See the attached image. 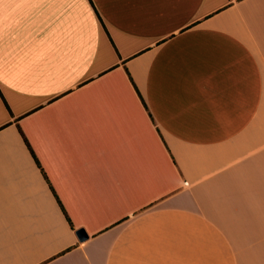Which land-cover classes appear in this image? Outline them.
<instances>
[{"label":"crops","instance_id":"1","mask_svg":"<svg viewBox=\"0 0 264 264\" xmlns=\"http://www.w3.org/2000/svg\"><path fill=\"white\" fill-rule=\"evenodd\" d=\"M0 264H264V0H0Z\"/></svg>","mask_w":264,"mask_h":264},{"label":"water","instance_id":"2","mask_svg":"<svg viewBox=\"0 0 264 264\" xmlns=\"http://www.w3.org/2000/svg\"><path fill=\"white\" fill-rule=\"evenodd\" d=\"M77 237L80 241H83L85 239H87L88 235L86 234V232L83 229H79L76 231Z\"/></svg>","mask_w":264,"mask_h":264},{"label":"trees","instance_id":"3","mask_svg":"<svg viewBox=\"0 0 264 264\" xmlns=\"http://www.w3.org/2000/svg\"><path fill=\"white\" fill-rule=\"evenodd\" d=\"M24 139H25V142L27 143V145H28V147H29V149H30V151H31V153L33 154V156L35 157V155H34V153H33V151H32V149H31V147H30V145L28 144V141H27V139L24 137ZM35 159H36V157H35ZM36 162H37V164L40 166V164H39V162H38V160L36 159ZM47 178V177H46ZM58 202L60 203V201L58 200ZM60 205L62 206V204L60 203ZM62 210L64 211V213L66 214V212H65V210H64V208H63V206H62ZM66 216H67V214H66ZM67 219L70 221V219L68 218V216H67ZM71 224V223H70Z\"/></svg>","mask_w":264,"mask_h":264},{"label":"snow or ice","instance_id":"4","mask_svg":"<svg viewBox=\"0 0 264 264\" xmlns=\"http://www.w3.org/2000/svg\"><path fill=\"white\" fill-rule=\"evenodd\" d=\"M69 223H71V222L69 221Z\"/></svg>","mask_w":264,"mask_h":264}]
</instances>
